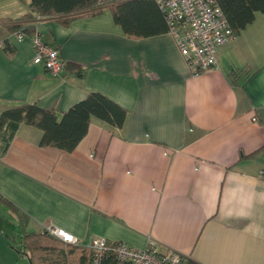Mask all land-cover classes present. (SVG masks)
<instances>
[{"label":"crops","instance_id":"obj_1","mask_svg":"<svg viewBox=\"0 0 264 264\" xmlns=\"http://www.w3.org/2000/svg\"><path fill=\"white\" fill-rule=\"evenodd\" d=\"M39 14L32 0H0V115L36 102L60 117L91 92L127 114L121 127L92 115L71 150L41 143L27 122L0 140L7 243L30 261L22 218L31 231L74 235L75 257L95 237L138 249L155 238L197 264H264V12L198 75L167 29L128 34L109 6ZM21 21L58 47L60 73L33 61Z\"/></svg>","mask_w":264,"mask_h":264},{"label":"trees","instance_id":"obj_2","mask_svg":"<svg viewBox=\"0 0 264 264\" xmlns=\"http://www.w3.org/2000/svg\"><path fill=\"white\" fill-rule=\"evenodd\" d=\"M216 1L236 33L251 23L257 12H264V0ZM105 6L112 9L116 20L128 34L138 36L150 34L157 29L169 30L165 14L156 0H32L33 9L40 14H54L62 17H72L88 11L97 12ZM23 19H32V14H27ZM33 28L25 26L22 21L18 27L20 31L31 36ZM126 114L125 108L100 92H91L86 98L64 111L60 117L55 110L45 109L36 102H22L2 111L0 140H3L5 148L18 125L21 122H27L42 129L41 143L71 150L86 133L92 115L113 126L121 127ZM8 128H11V132L7 134ZM19 220L22 240L28 249L32 264H92L90 248L89 256L81 254L75 257L74 251L79 244L65 242L50 234L48 230H28L25 227L26 222L22 218ZM48 238L56 239L57 244L54 242L49 244L48 240L45 241ZM87 260H89L88 263H86Z\"/></svg>","mask_w":264,"mask_h":264},{"label":"built area","instance_id":"obj_3","mask_svg":"<svg viewBox=\"0 0 264 264\" xmlns=\"http://www.w3.org/2000/svg\"><path fill=\"white\" fill-rule=\"evenodd\" d=\"M165 14L168 31L174 36L192 71L198 75L210 67H218V49L235 39L236 32L229 25L225 13L216 0H156ZM19 38L27 35L18 31ZM34 46L33 61L42 64L53 74L65 66L57 46L35 34L30 37ZM48 230L65 242L77 243L74 235L61 229ZM89 248L92 264H197L179 250L160 251L159 242L150 238L138 249L123 241H109L103 237L92 239Z\"/></svg>","mask_w":264,"mask_h":264},{"label":"rangeland","instance_id":"obj_4","mask_svg":"<svg viewBox=\"0 0 264 264\" xmlns=\"http://www.w3.org/2000/svg\"><path fill=\"white\" fill-rule=\"evenodd\" d=\"M52 242L56 243L57 240L53 238L50 243ZM18 250L19 247L13 248L7 243L4 233L0 231V264H31L27 258L17 252Z\"/></svg>","mask_w":264,"mask_h":264}]
</instances>
